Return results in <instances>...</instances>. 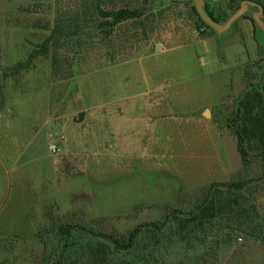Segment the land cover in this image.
Returning a JSON list of instances; mask_svg holds the SVG:
<instances>
[{"label":"rangeland","instance_id":"obj_1","mask_svg":"<svg viewBox=\"0 0 264 264\" xmlns=\"http://www.w3.org/2000/svg\"><path fill=\"white\" fill-rule=\"evenodd\" d=\"M198 1L0 0L4 93L0 134H5L9 170L8 185L4 177L0 182L3 195L8 193V204L0 208V264H53L49 255L53 240L48 239L46 252L41 235L54 238L58 227L70 224L90 225L94 232L126 233L161 220L169 210H183L213 184L202 168L209 146L195 138L193 124L190 130L182 128L196 117L201 103L220 101L230 70L236 88L241 87L235 62L243 37L238 31L241 28L245 34L246 26L240 19L222 35L213 29L202 31ZM97 4L104 12L128 8L139 10L141 16L117 25L110 34L106 28L104 33L98 29L61 40L51 55L36 59L29 70L4 77L9 68L27 61L58 22L78 20L98 26L105 21L93 16ZM207 4L216 15L230 19L242 2L204 0L202 6ZM257 12L252 8L246 20L258 26ZM247 35L248 50L241 61L248 64L246 77L257 84L264 77V31L258 28L259 53ZM210 37L217 39L206 40ZM146 78L154 88L161 85L169 93L168 121L161 124L168 125L167 133L162 134L160 124L153 131L163 140L144 144L126 138L105 140L97 131V103L126 101L147 86ZM239 98L206 113L215 121L217 135L227 136L215 142L214 150L230 169L242 166L226 125ZM52 144H57L56 152ZM242 173L249 189L264 186L261 160H253ZM259 204L258 213L264 217V198ZM92 248H75L72 264H89ZM162 254L160 262L155 257L145 263L137 250L110 260L112 264H264V245L234 233H226L213 252L174 245Z\"/></svg>","mask_w":264,"mask_h":264},{"label":"trees","instance_id":"obj_2","mask_svg":"<svg viewBox=\"0 0 264 264\" xmlns=\"http://www.w3.org/2000/svg\"><path fill=\"white\" fill-rule=\"evenodd\" d=\"M243 1L245 0H239V2ZM249 1L257 2L264 7V0ZM238 9L239 7L234 10ZM205 10L221 24L229 19L220 14L216 15L209 4ZM196 14L200 29L212 30L197 11ZM93 16L103 18L105 21L100 22L98 26L96 24L91 26L88 22L81 23L78 20L71 21L67 25L58 22L50 36L30 54L27 61L9 68L4 77L17 76L29 70L36 59L51 55L52 49L58 47L61 40L81 38L84 32L98 31V29L104 33L106 28L110 34L117 25L140 17L141 12L128 8L104 12L97 4ZM241 19L249 18L245 15ZM254 27L256 40L261 45L258 35L259 26L254 25ZM246 83V91L239 98L233 114L227 118L226 125L236 139L244 172L250 168L253 160L259 159L263 164L264 177V77L257 84H251L246 77ZM3 96V88L0 84V103ZM243 176L242 173L237 180L213 183L183 210H169L161 220L142 224L126 233L94 232L90 229V225V228L84 225L79 228L78 225L70 224V226L58 227L54 238L43 235L40 238L46 246V252L48 239L53 240L55 246L49 254L53 264H72V256L77 255L73 254L74 249L86 245L88 248L94 247L89 254V264H112L113 259L110 260L112 256L133 250L144 255L145 263H151L149 261L155 257H157L156 261L160 262L163 259V251L174 245L209 253L220 248L226 233L239 234L245 239L264 245V217L258 213L259 201L264 198V186L249 189L250 184L242 179ZM62 243L64 245L59 249Z\"/></svg>","mask_w":264,"mask_h":264},{"label":"crops","instance_id":"obj_3","mask_svg":"<svg viewBox=\"0 0 264 264\" xmlns=\"http://www.w3.org/2000/svg\"><path fill=\"white\" fill-rule=\"evenodd\" d=\"M243 23L246 26L244 28L245 34H243L241 28H239L238 32H240L243 37L240 39L241 42L238 54L239 60L235 62V68L240 72L237 76L239 77V82L241 81V87L239 88V86H237V88H239L237 90V81L235 83L234 72H231L230 70V72L226 74L227 77L223 82V94L220 101L216 103H201L200 106L194 111L196 117L191 120H187L186 124L182 128V131H185L186 129L190 130L189 126L193 124L195 126V138L200 139L201 142H206V144L209 146L208 155L202 158L204 159L202 168L207 170L205 174L212 183L229 181L234 176L239 175L243 170V164L237 169H230L223 158L220 157V154L214 150L215 142H217V140L220 138H227V136L222 137L217 135V125L215 121L206 116V113L212 110L214 107L220 106L226 100L237 97L239 98L246 90L245 77L248 64L241 61L244 52L248 50V41H246L244 35L248 34L247 37L249 38V41L252 42L253 49L256 50V52L258 51V53L260 45L255 37V27L253 22L250 20H244ZM214 39H217V37H210L206 40ZM163 53L165 52L160 54ZM222 70L224 69H221V71L219 70L218 72H222ZM149 78H146L145 80L147 86L142 88L140 91L130 94L126 101L118 102L116 99L115 101L100 100V102L97 103L95 114L97 121V131L98 134L102 135L105 140L107 138L114 137L118 138L119 141H122L126 138L130 143L133 144H144L152 141L161 142L163 140L162 134L165 132L167 133L168 125L161 126V124L166 120L168 121L166 103H168L167 99L169 93L166 92L161 85H157V87L154 88L149 84ZM177 94L178 96L182 95L178 92ZM159 124L163 133L158 137V134L155 136L153 131ZM179 134L182 135L180 131ZM3 135L5 134H0V182H3L4 177V182H6L8 185L9 170L6 159L8 147L3 143ZM230 138L232 139L238 152L235 137L230 136ZM138 148L135 150H141ZM3 204H8V193L6 192V194L3 195L0 188V208L3 206Z\"/></svg>","mask_w":264,"mask_h":264},{"label":"water","instance_id":"obj_4","mask_svg":"<svg viewBox=\"0 0 264 264\" xmlns=\"http://www.w3.org/2000/svg\"><path fill=\"white\" fill-rule=\"evenodd\" d=\"M204 0H199L197 3V10L203 21L208 24L213 30H215L219 35L225 34L233 27V25L245 16L252 8H257L259 12L256 13L258 16L256 22L264 31V7L254 1L245 0L242 2L241 8L225 23L221 24L217 22L202 6Z\"/></svg>","mask_w":264,"mask_h":264},{"label":"built area","instance_id":"obj_5","mask_svg":"<svg viewBox=\"0 0 264 264\" xmlns=\"http://www.w3.org/2000/svg\"><path fill=\"white\" fill-rule=\"evenodd\" d=\"M50 148H51V150H52L53 152H56V151L58 150V148H57V144H52V145L50 146Z\"/></svg>","mask_w":264,"mask_h":264}]
</instances>
